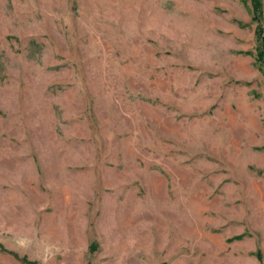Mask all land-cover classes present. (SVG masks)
<instances>
[{"label": "rangeland", "instance_id": "374dc122", "mask_svg": "<svg viewBox=\"0 0 264 264\" xmlns=\"http://www.w3.org/2000/svg\"><path fill=\"white\" fill-rule=\"evenodd\" d=\"M261 8L0 0V264H264Z\"/></svg>", "mask_w": 264, "mask_h": 264}, {"label": "trees", "instance_id": "16d2710c", "mask_svg": "<svg viewBox=\"0 0 264 264\" xmlns=\"http://www.w3.org/2000/svg\"><path fill=\"white\" fill-rule=\"evenodd\" d=\"M251 1V5H252V9H253V16L252 19L253 20H257L259 22V19L261 18V11H262V0H250ZM256 37L257 40L261 41L262 43V47L260 48V50L258 51V59L261 61V64L264 66V28H257L256 29ZM236 236H240V235H236ZM26 261V260H25ZM28 264H36L33 261L28 260L27 261Z\"/></svg>", "mask_w": 264, "mask_h": 264}]
</instances>
